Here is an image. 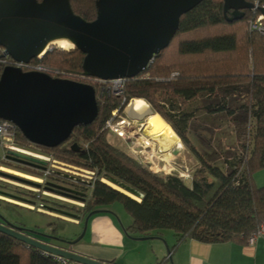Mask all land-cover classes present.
I'll list each match as a JSON object with an SVG mask.
<instances>
[{"label":"trees","instance_id":"obj_1","mask_svg":"<svg viewBox=\"0 0 264 264\" xmlns=\"http://www.w3.org/2000/svg\"><path fill=\"white\" fill-rule=\"evenodd\" d=\"M70 1L75 14L87 22L96 20L98 0ZM247 1L264 4V0ZM227 15L229 18L230 13ZM254 18L255 14L247 10L244 18L230 22L225 16L224 0H205L181 18L179 30L169 48L162 51L138 77L127 80L120 97L100 99L94 123L75 128L64 144L56 148L33 145L17 128V142L21 147L37 149L96 173L95 181L87 182L52 172L47 183L58 187L53 184L55 180L78 185L84 191H65L86 200L75 205L73 202L42 199L52 204L53 207L48 205V210L84 224L93 212L106 213L110 206L120 203L133 220L125 232L134 239L159 238L164 231L170 230L177 244L186 240L206 244H247L264 224V186L258 187L255 183V175L264 170V34L250 30L249 22ZM0 58H3L1 47ZM84 58L85 55L77 49L69 53L53 50L43 60L35 59L32 63L41 65L52 78L89 84L98 93L94 78L84 75ZM6 67L0 62V79ZM240 87L246 88L245 102L240 109L249 123H253L249 131L250 142L244 145L245 153L235 160L231 159L233 162L229 160L227 170H223L206 159L192 143L188 136L190 116L175 114L170 100L177 99L186 105L203 96L218 98L219 91L229 94ZM133 100L147 102L155 115L171 126L197 161L191 184H187L177 173H153L108 140L109 133L104 130L106 122L116 110L119 115L126 116L125 111ZM208 109L214 111L211 106ZM215 110L231 115L236 113L235 109L228 108L222 102ZM73 144L79 145L78 152L72 148ZM15 163L22 169L38 170L21 159L10 157L7 160L5 154L0 161L1 165ZM41 173L44 174L43 171ZM102 179L139 197L141 201L103 183ZM3 189L0 184V195L12 199ZM17 190L35 198L32 193ZM6 205L9 208L28 209L20 205ZM51 227V234L61 241L74 240L60 237L57 223ZM53 244L66 247L60 242ZM0 264L58 263L44 252L0 233Z\"/></svg>","mask_w":264,"mask_h":264},{"label":"water","instance_id":"obj_2","mask_svg":"<svg viewBox=\"0 0 264 264\" xmlns=\"http://www.w3.org/2000/svg\"><path fill=\"white\" fill-rule=\"evenodd\" d=\"M204 1L98 0L97 18L87 22L75 14L70 0H0V47L15 62L29 64L45 57L54 42L64 40L85 55V76L105 82L134 79L169 48L181 18ZM254 8L247 0H224L225 16L230 22L244 18L245 11ZM261 13L264 15V9ZM98 112L96 90L89 84L11 66L3 71L0 120L14 124L33 145L59 147L69 140L75 128L94 123ZM154 115L148 104L143 119ZM72 148L76 152L80 149L77 144ZM101 213L93 212L86 218L84 230L75 240L61 241L54 236L18 227L13 229L1 223L0 233L79 264H105L73 251L84 239L90 219Z\"/></svg>","mask_w":264,"mask_h":264},{"label":"rangeland","instance_id":"obj_3","mask_svg":"<svg viewBox=\"0 0 264 264\" xmlns=\"http://www.w3.org/2000/svg\"><path fill=\"white\" fill-rule=\"evenodd\" d=\"M251 17L252 16H250V18ZM49 49L51 51L60 50V51H64L66 53H69V52L73 51L75 48H72L69 50H63L56 45H51ZM43 58L44 57H42L41 60H43ZM110 96H115V95L110 94L109 96H105V98L110 97ZM245 97H246V88L240 87V88H237L236 90H234L233 92H230L229 94H226L224 91H219L218 98H216V97L214 98L211 96H203V97H200L199 99H197L196 101L188 103L186 105H183L182 102L177 101V99L171 98V100H170L171 103L174 105V113L175 114H177V115L179 114L180 116L186 114V115L190 116L189 117V134H188V136L192 140V143L195 144L197 149L206 157V159H208L212 164L220 167L223 170H227L226 165H227V162L229 160H230L229 162H233V160H235V158H238V156H241L242 154L245 153L244 145L247 146L250 142V141H248L249 131L251 130V125L253 123H251V124L249 123L250 121H248V119L245 117L244 113H242V109H240V107H242L244 102H245ZM97 101H99V100H97ZM142 101H144V100H142ZM131 102L129 103V106L131 105ZM220 102H222L223 104L228 106V108L232 107L233 109H235V112H236L235 115L234 114L233 115L228 114L227 112H217L215 109L218 107V104ZM129 106L127 107V109L129 108ZM145 106H148V104H147V102L144 101V107L143 108H145ZM209 106H211L213 108V109H211L212 111L214 110L213 112H211L208 109ZM129 113H131V112H129ZM133 114H135V113H133ZM125 115H126V117H128V114L126 113V111H125ZM148 119L144 121L145 122L144 124H146V122H147V127H148ZM153 134L151 136L155 135V137H156L158 135V133L157 134L155 133L154 135ZM108 140L111 141L114 146H116L120 150L124 151V148H122V147H125V144H126L125 142H123L122 140H120L119 138H117L116 136H113L111 134L108 135ZM159 140L162 144L167 145V147H164V148H166V150H169V148L172 151L175 148H176L175 150H179L180 152H177V154L181 153L183 155V157H186L188 163L186 162L187 165L186 164L185 165L189 167L190 171L192 170V168L197 167V165H196L197 163H195L194 158L191 156V154L188 153L186 147L183 145L181 140L178 141V138H177L176 139L178 142L177 144H175V142H176L175 138H170V139L159 138ZM119 142H121L122 144L121 143H120L121 145L118 144ZM115 144H117V145H115ZM180 144H181V147L178 146ZM128 149L131 150L130 147H128ZM125 153L134 158L133 154L130 153V151L129 152L126 151ZM45 154H48V153H45ZM3 156H4V151L0 148V161H1V158ZM10 157L14 158V159L16 158L15 156H10ZM10 157L8 155H6L7 160ZM53 157L60 162H64V163H67L69 165H72L69 162L57 159L55 156H53ZM16 159H18V158H16ZM135 159H137V158H135ZM231 159H233V160H231ZM29 163H31V162H29ZM31 164H33V162ZM185 165H184V167H182V169H186ZM72 166H74V165H72ZM35 167H37L38 170L35 169V171H32V169L31 170L22 169L20 166H17L16 163H15V165L14 164L13 165H5V164L1 165L0 164V184H2L3 187L5 188V189H3L5 191V194L14 198V199L13 198L11 199V198H7V197L0 195V213L3 214L6 218H8L11 222L16 223L18 225L19 224L23 225L22 229H26V230H30V231L33 230V231L43 233V234L52 233L51 225H53L54 223H57V225L59 227L58 234L60 237H67V238L75 240L76 235L83 232L84 227H85V223L81 226H76V225H73L70 223H65V222L77 221V219L71 218L69 216H65L63 214H59L56 212L47 211L49 208L48 205L52 206V204L51 203H45V202L41 201L42 199L43 200L47 199L44 196H43L44 198H41V199L37 198V193H34V190H31L29 188L32 186L28 185V183L32 184L33 181H31L29 179L27 180L23 177H20V175H24V176H28V177L38 179V178H40V176H43L41 172L44 170H40L43 167H40L38 165H35ZM79 168L83 169V170H88V169H85L82 167H79ZM4 170H6V171H4ZM194 170H192L191 173H193ZM88 171H90V170H88ZM91 172H94V171H91ZM51 173H50V175H51ZM56 173H59V172H56ZM75 173H77V175H74V176L69 175V176H72L73 178H77L79 180H83V181H87V182H94L96 179V176H95L94 180L88 181L87 179H85L82 176L84 173H80L78 171H75ZM62 174L68 175V174L63 173V172H62ZM161 174H163V173H161ZM16 178H19V179H16ZM102 180H103V182L107 181V182L111 183L110 181H108L106 179H102ZM186 183L191 184L192 182L190 180V181H186ZM255 183L258 187L264 186V170L258 172L255 175ZM53 184L58 185L57 188L62 193L56 194L60 198L50 199V197H49L48 199L58 200L59 202H67V203L73 202L74 204L75 203L77 204L78 202L83 203V201L72 197L75 195H72V194L64 191L65 189L70 190V191H84L81 187H78V185H74L71 183H69V184L60 183L59 181H55V180L53 181ZM61 187L63 189H60ZM24 188H26V189H24ZM32 188L37 189L36 187H32ZM17 189H20L26 193L27 192L32 193L35 195V198L33 195H32L33 196L32 197V196H27L26 194H24L22 192L19 193ZM29 190H31V191H29ZM40 190L42 193L43 190L42 189H40ZM76 197H79V196H76ZM15 198L35 201V203H34L35 206H31V207H34V210H32L31 208H28L26 206H21V205H24L23 204L24 202L17 201V199L15 200ZM82 198L83 197H81V199ZM1 202H5L6 204H8V203L14 204L15 206H19L21 204L19 207H22L25 209L28 208V209L24 210V209H17V208H11V207L9 208L8 205L1 203ZM15 203H17L18 205ZM70 204H72V203H70ZM40 206H43V207L45 206V207H44V209L38 208ZM54 208L60 209V207H57V206H54ZM110 208L112 209V211H114L115 213L117 212L120 215V216H118L119 218L117 217L118 221H120V220L126 221L125 216L130 218L129 214L127 213L126 209L124 208V206L122 204L116 203V204L112 205ZM29 209H31V210H29ZM39 209L45 210V212H42ZM66 210L70 211V212L72 211V210H68V209H66ZM73 213H75V212H73ZM63 221H65V222H63ZM40 239L47 242V243H50V241L48 239H44V238H40Z\"/></svg>","mask_w":264,"mask_h":264},{"label":"crops","instance_id":"obj_4","mask_svg":"<svg viewBox=\"0 0 264 264\" xmlns=\"http://www.w3.org/2000/svg\"><path fill=\"white\" fill-rule=\"evenodd\" d=\"M173 133L175 134L174 131ZM175 136L178 141L181 140L176 134ZM154 140L156 148L166 152L162 156L164 161L170 160L180 170H187L192 174L191 171L195 167L189 170L186 166V162L188 163L186 157H183L181 153L177 154L179 150H175L176 148L173 151L170 148L166 150L158 137H154ZM175 141L177 144V140ZM122 148L124 151H130L134 156V152L128 149L126 144ZM194 161L197 163L195 159ZM154 162L159 168L170 165L159 160ZM184 165L186 169H182ZM158 167L157 170H159ZM137 198L140 202L141 199ZM110 207L105 210L106 213L95 215L90 219L84 239L73 247L75 253L105 264H264V236L258 237L253 243L248 241L247 244H206L195 240H186L177 244L174 233L167 230L159 238L134 240L125 232L133 224L130 215V218L125 216L126 221L120 220V222L117 219L120 215L112 211ZM68 223L76 226L83 225L80 220ZM80 234L82 233L76 236Z\"/></svg>","mask_w":264,"mask_h":264},{"label":"built area","instance_id":"obj_5","mask_svg":"<svg viewBox=\"0 0 264 264\" xmlns=\"http://www.w3.org/2000/svg\"><path fill=\"white\" fill-rule=\"evenodd\" d=\"M255 8L251 11V13L255 14V18L249 22L250 30L253 32H258L264 34V15L260 12V9H264V4L260 5L259 2L254 4ZM2 49V59L0 58V62L5 64L7 67H15L21 68L25 72H43L46 73L45 69H43L40 65L33 64L32 62L29 64H20L15 62L12 58L5 55V49ZM41 61V58H38ZM128 79H119L115 81L105 82L94 79V83L97 85V100L102 99L105 96H109L113 94L115 96H121L124 92V88L126 86ZM104 130H106L109 134L116 136L123 142L127 144L128 147L134 152V158H137L143 165H145L150 171L156 174H172L177 173L184 180H192V174H190L187 170H180L176 165L172 164L170 160L164 161L162 158L165 155L164 150H159L156 148V142L154 140L155 136H151L147 132L146 124L130 119L126 116L119 115V111L116 110L112 113V117L106 122ZM181 147V144L178 145ZM0 148L4 151V154L10 156H15L18 159H23L27 162H33V164L43 167L44 174L40 176V178L36 179L37 182L28 183L31 190H34V193H37V198L41 199L46 197L47 199H56L60 198L56 194H61L62 192L56 186H53L50 183H47V178L51 172H59L66 173L68 175H77L75 171L80 173H84L82 176L88 181L94 180L96 176L95 172H91L88 170L77 168L76 166L69 165L64 162H60L56 160L53 156L49 154H45L37 149L33 148H22L17 142V127L7 121L0 120ZM5 155V156H6ZM155 160L167 162L170 164L169 166H163L159 168L155 165ZM157 167L159 170H157ZM103 182V180H102ZM46 183V184H45ZM22 186V185H21ZM26 189V188H24ZM43 192L41 193V190ZM62 189V188H60ZM29 190V191H31ZM65 191V190H64ZM68 192V191H66ZM70 193V192H68ZM73 198H77L83 202H85V198L76 197L78 196L75 193H70ZM69 195V194H68ZM44 196V197H43ZM29 208L34 210V203H26ZM30 205V206H29ZM39 208H43L40 206ZM42 212L45 210L39 209ZM49 211V210H47ZM264 236V224L261 225L259 230L252 235L249 242L253 243L257 240L258 237ZM46 256H51L55 262L58 264H79L77 262L59 257L52 256L47 253H44Z\"/></svg>","mask_w":264,"mask_h":264},{"label":"bare ground","instance_id":"obj_6","mask_svg":"<svg viewBox=\"0 0 264 264\" xmlns=\"http://www.w3.org/2000/svg\"><path fill=\"white\" fill-rule=\"evenodd\" d=\"M53 45H56L58 46L59 48L63 49V50H69V49H72L73 48V45L71 43H69L68 41H56L53 43ZM144 107V101L142 100H133L131 102V105L129 106L128 108V117L132 120H135V121H139V122H142V123H145L144 121L147 120V119H143L144 117V113L145 111L148 109V106H145ZM131 112V113H129ZM135 113V114H133ZM133 116V117H132ZM143 119V120H142ZM146 128H147V132L152 135L153 133L157 134L158 135L156 136V138H164V139H170V138H175V140L177 139V137L175 136V134L173 133V130L170 128V126H168L166 124V122H164V120L160 117V116H152L148 119V127H147V122H146ZM153 134V135H154ZM155 136V135H154ZM171 142V141H170ZM174 142V141H173ZM167 144V143H166ZM163 147H167V145H164L162 144ZM17 161V160H16ZM26 162V161H25ZM34 165V164H33ZM35 166V165H34ZM31 167V166H30ZM6 171V170H4ZM20 177H23L25 179H29L31 181H34V182H37V180L35 178H32V177H28V176H24V175H20ZM106 184L110 185L111 187H113L114 189L122 192L123 194H126L127 196L135 199V200H139L137 198V196H134L133 194L127 192L126 190L118 187V186H115L107 181H105ZM13 203V202H12ZM21 203V202H20ZM17 204V203H15ZM24 204V203H23ZM18 205V204H17ZM21 205V204H20ZM21 206H26L28 207L27 205H21ZM29 208V207H28Z\"/></svg>","mask_w":264,"mask_h":264},{"label":"flooded vegetation","instance_id":"obj_7","mask_svg":"<svg viewBox=\"0 0 264 264\" xmlns=\"http://www.w3.org/2000/svg\"><path fill=\"white\" fill-rule=\"evenodd\" d=\"M126 113L128 114V109H126ZM129 115V114H128ZM130 116V115H129ZM1 217H3V219L1 218ZM5 222H9V223H11V224H6ZM0 223L1 224H4L5 226H8V227H10V228H13L14 229V227H18V228H22V226H20V225H18V224H16V223H13V222H11L8 218H6L3 214H1L0 213ZM20 232H23V231H21V230H19ZM25 234H28V233H25ZM32 235V234H31ZM47 235H49V236H53L51 233H47ZM32 236H34V235H32ZM50 241V240H49ZM51 243H55L54 241H51Z\"/></svg>","mask_w":264,"mask_h":264},{"label":"clouds","instance_id":"obj_8","mask_svg":"<svg viewBox=\"0 0 264 264\" xmlns=\"http://www.w3.org/2000/svg\"><path fill=\"white\" fill-rule=\"evenodd\" d=\"M103 183H105V182H103Z\"/></svg>","mask_w":264,"mask_h":264}]
</instances>
